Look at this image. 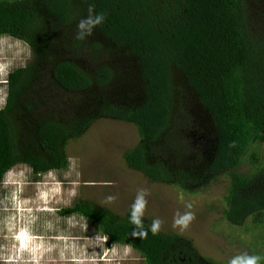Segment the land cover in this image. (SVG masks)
I'll return each mask as SVG.
<instances>
[{"label":"trees","instance_id":"1","mask_svg":"<svg viewBox=\"0 0 264 264\" xmlns=\"http://www.w3.org/2000/svg\"><path fill=\"white\" fill-rule=\"evenodd\" d=\"M90 4L106 18L78 40ZM0 33L32 48L27 67L8 76L0 173L17 162L36 180L65 170L69 143L98 120L121 121L139 136L123 157L129 169L189 195L224 176V219L263 223L264 0H0ZM62 93L78 103L63 114ZM61 214L85 218L108 247L131 243L141 264H223L171 232L132 237L130 211L79 200Z\"/></svg>","mask_w":264,"mask_h":264},{"label":"rangeland","instance_id":"2","mask_svg":"<svg viewBox=\"0 0 264 264\" xmlns=\"http://www.w3.org/2000/svg\"><path fill=\"white\" fill-rule=\"evenodd\" d=\"M263 3V2H262ZM31 60L28 59L26 63ZM18 64L17 67L18 68ZM118 65L117 73L123 72ZM124 73V72H123ZM116 84L114 92H118ZM42 87V85H40ZM49 87V86H48ZM49 96L50 93H44ZM53 97V96H52ZM82 97V98H80ZM62 114L72 110L78 103H72L74 96L62 93L56 95ZM84 99L85 95L76 97ZM192 107V109H194ZM200 111L194 112L192 117L198 121ZM139 143V136L136 128L121 121L101 119L93 123L90 129L77 141L68 144L66 153L68 159L75 157L79 161V188L78 195L71 199L69 205L49 204V207L58 208L56 215L63 216L61 211L79 200H87L100 208L109 209L120 216L131 210V205L140 189H146L147 205L142 219L148 223L156 218L163 221L161 231L171 232L192 242L202 257L215 262L227 264V261L236 254L247 252L250 255H260L264 257V219L261 224H253L251 219H247L238 226L228 223L223 216L224 195L228 188V179L224 176L213 180L208 187L198 190L194 194H186L173 186L155 184L149 182L141 173L135 172L127 167L124 162L126 151L135 148ZM252 151V150H251ZM259 153L264 155V146L260 147ZM250 164H242L239 172L248 171ZM68 167L65 170L57 171L58 178L64 182L65 195L67 199V189L71 187L70 178L65 177ZM39 179L31 180L33 182ZM2 192V190H0ZM36 192L34 183L27 186L25 196H33ZM115 195L117 199L112 203L106 202V197ZM186 203L193 205L192 209L185 207ZM186 211H192L195 219L189 227L181 231L179 227H173V220L177 213L183 215ZM47 215V213H43ZM77 216V215H76ZM80 217V216H77ZM97 230L87 222L86 232L80 229H73L74 235L81 245L87 243V236L91 237ZM83 248L77 249L82 252ZM100 252L99 248H89L90 256H96ZM93 251V252H92ZM121 264H141L140 260L127 259ZM260 264H264V259Z\"/></svg>","mask_w":264,"mask_h":264},{"label":"clouds","instance_id":"3","mask_svg":"<svg viewBox=\"0 0 264 264\" xmlns=\"http://www.w3.org/2000/svg\"><path fill=\"white\" fill-rule=\"evenodd\" d=\"M94 4L88 8L89 15L78 25V40H84L92 34L95 26L105 20V14L92 15ZM31 45L10 33H0V112L8 106L9 80L8 76L17 67L26 68V61L31 58ZM79 161L75 157L68 159V170L64 174L70 179L71 187L67 189V199L64 198V182L58 178L56 169L37 173L39 181L33 182V169L26 162H17L0 173V264H121L127 259L140 260L141 256L131 243L106 246L109 238L107 234H100L99 230L93 236H87V243L81 245L78 239L71 235L73 229L87 230V220L75 214L68 217L56 215L58 208L49 204L69 205L71 199L78 195ZM34 183L36 192L33 196H25L27 186ZM146 189L138 190L131 205L129 221L134 225L132 237L146 239L149 231L157 235L163 221L156 218L150 228H145L142 217L147 205ZM107 203L114 202L117 197L109 195ZM187 209H192L191 203H186ZM43 213H47L44 215ZM195 219L192 211L183 215L177 213L173 220V227L186 230ZM83 248L82 252L77 249ZM89 248H99L96 256H90ZM92 251V252H93ZM264 257L241 252L233 255L227 264H260Z\"/></svg>","mask_w":264,"mask_h":264}]
</instances>
